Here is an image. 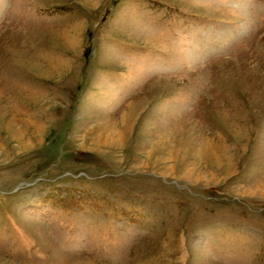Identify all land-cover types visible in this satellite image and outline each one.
Returning a JSON list of instances; mask_svg holds the SVG:
<instances>
[{"label": "rangeland", "instance_id": "obj_1", "mask_svg": "<svg viewBox=\"0 0 264 264\" xmlns=\"http://www.w3.org/2000/svg\"><path fill=\"white\" fill-rule=\"evenodd\" d=\"M0 264H264V0H0Z\"/></svg>", "mask_w": 264, "mask_h": 264}, {"label": "bare ground", "instance_id": "obj_2", "mask_svg": "<svg viewBox=\"0 0 264 264\" xmlns=\"http://www.w3.org/2000/svg\"><path fill=\"white\" fill-rule=\"evenodd\" d=\"M125 116H127L126 114H124ZM125 116H123L122 117V120H121V123L122 122H124V120H127V118L129 117V115L127 116V117H125ZM125 124V122L124 123H122V128H123V126L125 127V129H126V125H124ZM109 131V133L108 134H112V135H114L116 132H115V130L113 129V127H110V129L108 130ZM103 139V138H102ZM112 138H109V140H111ZM109 140L108 139H104V142H102V144H104V145H108L110 142H109ZM99 143V142H98Z\"/></svg>", "mask_w": 264, "mask_h": 264}]
</instances>
